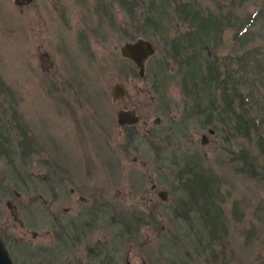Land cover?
Listing matches in <instances>:
<instances>
[{
    "label": "rangeland",
    "instance_id": "1",
    "mask_svg": "<svg viewBox=\"0 0 264 264\" xmlns=\"http://www.w3.org/2000/svg\"><path fill=\"white\" fill-rule=\"evenodd\" d=\"M181 3L219 23L174 57L171 39L198 24ZM137 36L155 47L142 76L119 49ZM197 68L206 81L183 89ZM130 106L139 120L124 130L116 110ZM89 204L102 205L74 253L101 238L111 264H264V0H0V231L14 264H36L30 231L54 209L79 225Z\"/></svg>",
    "mask_w": 264,
    "mask_h": 264
},
{
    "label": "flooded vegetation",
    "instance_id": "2",
    "mask_svg": "<svg viewBox=\"0 0 264 264\" xmlns=\"http://www.w3.org/2000/svg\"><path fill=\"white\" fill-rule=\"evenodd\" d=\"M17 5H19V4H17ZM21 5H23V4H21ZM154 51H155V49H154ZM125 58H127V57H125ZM128 60H130V59H128ZM183 63L185 65L184 60H183ZM184 65L182 66V68L184 67ZM183 79H188L186 71L184 73ZM188 83H190V81ZM189 87L191 88L190 84H189ZM126 94H127V91H126L124 96H122L121 98H119L117 100L124 98L126 96ZM130 107H132V106H130ZM199 107H200V105H198V106L196 105L194 108V111L198 112ZM119 108L126 109L129 107H119ZM119 108H117V109H119ZM159 119L160 118L158 116H156V117H154L153 122L157 123V122H159ZM134 124L135 123H133V124H127V123L121 124V123H119L120 127L124 130L132 129ZM209 131L213 132V129L211 128V129H209ZM128 137H130V134H128ZM202 140L206 141V135L202 134L201 142H202ZM155 186H156V181L152 180L150 187L153 189V188H155ZM158 190L159 189H157V195H158ZM71 191H74L73 188H71ZM167 197H168V194H167ZM167 197H166V199H167ZM79 199L86 201V198L83 195H79ZM166 199H162V200H166ZM100 201H101V199H99V202ZM101 205L102 204H98V205L89 204L88 206H86V209L82 210L81 213H79L77 216H80L82 219L84 217L86 218V216L88 215L87 217H91V220L82 219L79 225L73 220L72 214H71V216H69V218H67L66 221H63V219H62L63 213H65L66 216H68L67 212H70V209L68 208L69 206H64L62 208V211H59L58 209H54L52 211V218H53V223H54L53 226H51L50 228L41 229V231H39V232L35 231V230L30 231L32 236L39 237V240L37 241L36 248H35L36 249L35 254L37 256L36 264H94V263H90L91 260L95 261L96 264H111V259H112V256L110 255L111 252L108 251V253H107L108 256L107 257L105 256V253H103V251L105 250V247L103 246L104 245L103 239L101 240V238H98L97 240L93 241L91 244H90V240L89 241L87 240L86 242H84L83 243L84 254L83 253L82 254L74 253L72 251L76 241H78V243H79V241L82 239V236L86 232V229H84L83 227H90V225H93V226L95 225L96 217L98 215V212L100 211L99 208L101 207ZM8 207L10 208L11 212L13 213L14 218L17 219V212L15 209V205L13 203H11V206H8ZM113 221H116V220H113ZM19 222L21 224H23L22 221L19 220ZM54 227L56 228V230L54 229ZM58 229L60 230L61 233L58 232ZM5 232H7V230L0 231V237L9 250V246L7 244L8 243V234H6ZM44 237H50L49 239L51 241L56 242L53 248L47 247L46 243H44V241H43ZM64 238H65V240H64ZM59 240L66 241L65 242L66 246L67 247L69 246V248H68L69 252L65 251L63 253V255L61 256V258L64 260V263L59 262L60 257L58 256L59 255L58 254L59 253L58 252V246L56 245L57 241H59ZM66 246H65V248H66ZM9 253H10V251H9ZM124 264H136V263H133L129 259H125Z\"/></svg>",
    "mask_w": 264,
    "mask_h": 264
},
{
    "label": "trees",
    "instance_id": "3",
    "mask_svg": "<svg viewBox=\"0 0 264 264\" xmlns=\"http://www.w3.org/2000/svg\"><path fill=\"white\" fill-rule=\"evenodd\" d=\"M190 5L191 4L181 3L179 6L177 5V7H178L179 10L183 11L182 12L183 14L181 15L182 17L190 18V19H188L189 20V23H191V21H192L191 19H193L194 21L195 20H198V22H197L198 24H196L192 30L187 31L186 34L182 33L180 36H177L174 39H171L170 46H173V48L175 47L173 49L174 51H172V55L174 57H176V55H178V53H180L183 50V47H186L187 46L188 48H194L196 46V44L197 43H200L201 40H202L199 37L200 36L199 34H201L200 32H204L203 34H208L206 28L209 29V27L210 26L212 27L213 25L215 27H217L218 26V23H219V20L213 19V17H211V16H208V17L207 16L206 17L205 16L204 17L203 16H200V13H199V11H197L196 7L195 6L191 7ZM182 6H184V7L182 8ZM185 8H187V11H184L183 10ZM199 21H201V22H199ZM150 23H152V17H150V15L147 14L146 21L144 23L145 25H144V28L142 30H145L146 29V26H150ZM155 24H156V22H155ZM200 27L202 29H205L206 31L205 30L204 31H201L200 30L201 29ZM245 33H246L245 31L244 32H241V30H239L236 33V38L238 40L242 41L244 39L245 35H246ZM185 35L189 36L187 42H186L187 39L186 40L184 39V36ZM190 59H191L190 56H188V58L186 59V61L189 62ZM186 61L184 60L185 63H186ZM178 62L182 63L181 66L184 65L182 59H178ZM207 62L208 63H207V73H206V77L209 78L211 81H217V79H218L217 66L215 64H213V62H211V61H207ZM194 64H192V66H194ZM198 76H200V77H198ZM187 77H188V79H182V78H184L183 76L181 78L182 83H183V89H185V90L186 89L187 90L188 89L191 90V88L189 86H188V88H185V86H186V84H184L185 81L186 82H188V81L192 82V83H189L190 86L192 88H196L194 90H198L199 89V86L201 85L200 83L204 84V82L207 79V78L206 79L203 78V74H202V71H201L200 68H197V70L196 69L195 70H192L191 71V75L188 73ZM197 80H198V83H197ZM218 81H219V79H218ZM218 85H219V83H218ZM224 99L226 101V106H228V108H231V107L233 108V104H232L233 103V98H229V97L226 98V97H224ZM199 110L200 111L202 110L201 106L199 107ZM225 113H227V111H225ZM236 115L239 116V119L241 118L242 123H245V120L243 119L242 115L238 114L237 112H236ZM1 143L3 145H5L4 142H1ZM197 172L200 174L199 171H197Z\"/></svg>",
    "mask_w": 264,
    "mask_h": 264
},
{
    "label": "water",
    "instance_id": "4",
    "mask_svg": "<svg viewBox=\"0 0 264 264\" xmlns=\"http://www.w3.org/2000/svg\"><path fill=\"white\" fill-rule=\"evenodd\" d=\"M15 4H28L32 0H13ZM120 53L130 59L135 66L139 75H144L146 62L148 58L154 53V46L151 40L143 36H137L134 39L125 40L120 45ZM127 89L122 81H115L110 86V95L113 101L121 98L125 95ZM117 121L121 124H133L139 120L136 109L133 107L119 108L116 111ZM204 135V134H203ZM202 142H204L202 140ZM158 195L162 199H166L167 192L163 189L158 190ZM7 205L11 206V202L7 201ZM0 264H14L13 258L9 253L7 246L4 244L0 237ZM141 264H148L146 261H142Z\"/></svg>",
    "mask_w": 264,
    "mask_h": 264
}]
</instances>
